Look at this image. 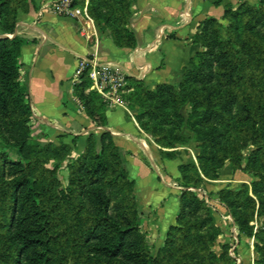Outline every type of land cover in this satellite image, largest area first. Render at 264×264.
I'll list each match as a JSON object with an SVG mask.
<instances>
[{"label": "trees", "instance_id": "trees-1", "mask_svg": "<svg viewBox=\"0 0 264 264\" xmlns=\"http://www.w3.org/2000/svg\"><path fill=\"white\" fill-rule=\"evenodd\" d=\"M240 1L237 8L225 5L227 25L216 17L199 24L194 41L204 49L183 68L180 84L142 89V97L156 99V103L136 112L135 117L159 145L173 148L182 140L176 134L185 123L181 105L190 104L187 125L201 144L203 172L205 159L221 165L230 158L234 169L258 178L252 183L256 198L249 194L237 197L242 190L221 191L222 196H236L230 203L246 208L237 222L241 232L252 236L251 218L255 212L264 216V0ZM131 3L89 0V12L100 32H108L118 47L137 45ZM29 5L30 0H0V30L11 35L0 37V140L18 154L15 159L5 154L0 160V189L10 204L7 214L0 212V236L4 227L8 233L0 242V264H228L226 254L218 257L211 250L214 236L198 232L207 221H189L204 207L203 200L190 190L180 194L176 224L168 228L163 245L154 254L139 221L135 180L127 167L129 152L116 145L110 131L90 133L77 156H73L77 137L73 145L43 142L41 134L36 137L40 139L31 138L30 89L20 81L21 49L29 40L15 34L18 12H26ZM134 81L137 88L143 87L142 82ZM90 84L82 76L74 93L95 124L105 126V103L96 92L87 91ZM126 102L132 109L142 105L133 95ZM169 107L176 121L168 130L174 138L167 141V133L152 132L145 118L165 120ZM249 144L254 149L243 166L242 151ZM160 152L169 159L176 157L175 151ZM65 161L66 183L60 179ZM188 168L200 177L194 163L179 165L184 177ZM244 187L248 189L246 184ZM114 195L118 197L115 203ZM260 232L264 234V229ZM260 232L255 236L262 242L257 247L264 255ZM191 233L198 243L196 249L187 242Z\"/></svg>", "mask_w": 264, "mask_h": 264}, {"label": "crops", "instance_id": "crops-1", "mask_svg": "<svg viewBox=\"0 0 264 264\" xmlns=\"http://www.w3.org/2000/svg\"><path fill=\"white\" fill-rule=\"evenodd\" d=\"M54 1L30 0L28 10L17 15L15 34L29 40L21 49L20 81L30 89L33 128L55 144L73 145L77 137L75 155L83 152L90 133L110 131L116 145L129 152L127 167L142 200L140 208L147 215L156 212L147 217V229L158 250L169 226L176 222L180 191L161 181L156 167L165 164L168 173L178 178L186 153L175 148L176 157L163 162L160 146L141 128L123 97L118 103L104 101L106 123L97 126L74 93V75L80 58L96 57L124 69L128 83L137 79L149 88L178 84L183 68L202 49L194 41L199 23L208 17L220 18L225 3L234 0H132L134 48L118 47L107 32L87 40L76 20L55 13ZM1 36L11 35L0 30ZM141 177L151 183L150 197L142 191Z\"/></svg>", "mask_w": 264, "mask_h": 264}, {"label": "rangeland", "instance_id": "rangeland-1", "mask_svg": "<svg viewBox=\"0 0 264 264\" xmlns=\"http://www.w3.org/2000/svg\"><path fill=\"white\" fill-rule=\"evenodd\" d=\"M84 2L85 0H80V3L82 5ZM240 2H241L240 0H234L233 3L230 1L228 3H225V5L232 4L234 8H237ZM249 2L251 4L255 3L253 0H249ZM225 5H224V12H225ZM88 10H89V2H88ZM224 12L222 16L218 19L223 24L227 25V20L224 18ZM91 17L93 16L91 15ZM95 24L98 29V35H99L100 30H99V27L96 21H95ZM197 31H198V27H197ZM201 48H202L201 50L204 49L203 47ZM189 65H190V61L188 65L185 67H189ZM139 81L142 82L143 84L142 88H137L136 82L133 80L128 83L125 89V91L127 90L128 91L126 93L123 92L124 94L122 93L121 95V97H123L125 100L126 98H129L131 95H133L134 98L139 99L141 101L142 103L141 106L134 105L132 109L135 114L136 112H139L141 109L148 108L152 104L156 103V99L152 100V99L143 98L142 89L146 88V89L152 90L158 84L153 88H149L148 86L145 85L143 81L141 80ZM167 84H171V83H167ZM179 84L180 82L178 84H171V85H174L177 87ZM95 97H96V102H100L99 99H97L98 96L95 95ZM101 99L104 102L102 97ZM171 107L168 108V115L166 116L165 120L157 119L155 117L145 118L147 127L152 132H156L157 134L167 133V141L174 138L173 135L169 134L168 132V130L174 127L175 121H176ZM190 110H191V106L188 102L186 103L184 102L181 105L180 113L182 114L185 120V123L182 127L176 130L177 136H180L182 140L176 143L175 147L173 148L162 147L156 141L155 142L160 146L159 152L160 150H164L167 153L172 154L173 151H175L176 153L175 148H177L178 151L185 152L186 154L182 159V162L184 163L182 164L194 163L198 167L200 177L196 176V173L192 168L191 169L188 168L184 171L186 177L183 176V173L180 172V170H179L180 176L178 178L174 177L173 175H170L167 171V169H170V168H168L165 164L161 165L159 163L160 166L156 167V169L160 170L161 175L159 179L161 181H165L166 183H168V185H170L173 189L180 191V194L183 191L190 190L192 192H195L199 196V198L203 200V203H204L203 209L200 211L197 217H192L189 219V221L194 223V220H196L197 218L205 219L207 221L205 226L201 228L200 230H198V232L214 236V240L212 241V244H211V250L218 257H220L222 254H226L225 256L227 260L229 261L228 264H264V255H262V253L258 250V247H257V246H261L262 242H260V240H258L255 236V234L256 233L258 234L261 229H264V216H259L257 212H255L254 216L251 218V221H250V225L254 227V234L252 236L246 235L245 233L241 232L240 227L237 222L238 216L240 217L242 213L244 214V212L247 211L246 208L239 207L237 203H230V201L236 198L234 194L225 193L224 196H222L221 194L222 190H231V191L242 190L237 197L244 198L245 195L249 194L250 196L256 198V196L254 195L252 191V183L258 178L255 177L252 173H249L241 169H237V168L234 169L230 158H226L225 161L221 165H218L213 160L205 159L204 162L206 164V169L204 173L200 167V160H199V156L201 153V149H200L201 144L200 142L195 140V133L187 125V120L190 114ZM30 124H31V138L40 139V138H36L40 134H39V131H36L35 127L33 128L32 120ZM217 126L220 128V130L221 129L224 130L223 126L218 125V124ZM201 129L205 131L206 127L203 126L201 127ZM153 139L155 140V137H153ZM41 141L47 142L48 140L45 138L44 135H41ZM227 143H228V140L224 139L223 144H227ZM253 149H254V146L252 144H249L242 151L243 152V161H242L243 166H245L248 163V159H247L248 154ZM216 151H219V150L216 149ZM5 154H7L8 157L14 158V159L18 157V154L15 148H9L5 146L3 143H1V140H0V157H1L0 160L4 158L3 155ZM73 156H77L75 155V151L73 152ZM160 156L163 162H165L164 159H169L168 158L169 155L166 156L165 154H161V152H160ZM66 164H67V161H65L62 164V167L60 169V179H62L64 183H66L68 179V169H67ZM178 169H179V166H178ZM140 183L142 185V191L145 194V196L150 197L151 196L150 194L151 183L148 180V178L141 177ZM245 184L248 186V189L244 187ZM136 196L138 198V216H139V221L141 224V229L146 234L148 241L152 245L154 254H157L158 250L161 247L158 250H156V245L149 235L150 229H147L150 226L148 219L151 217V212L153 216L155 215L156 212L151 211L150 215H147L146 213H144L142 209L140 208L142 200H140V197L137 194ZM113 197H114L113 202L114 203L117 202L118 197L115 195ZM9 208H10V204L8 203L7 199L4 196V191L0 189V212L7 214V211L9 210ZM178 213H179V209H178ZM148 216L149 218H147ZM174 224H176V222ZM7 234H8L7 228L4 227L2 230V235L0 236V242L5 240V238L8 236ZM260 236H264V234L260 232ZM187 242L192 249H196L198 247V243L196 242L195 236L193 233H191L190 238L188 239Z\"/></svg>", "mask_w": 264, "mask_h": 264}, {"label": "built area", "instance_id": "built-area-1", "mask_svg": "<svg viewBox=\"0 0 264 264\" xmlns=\"http://www.w3.org/2000/svg\"><path fill=\"white\" fill-rule=\"evenodd\" d=\"M89 0L83 5L80 0H55L53 9L56 14L76 20L79 24L80 34L90 40L98 37L95 20L88 10ZM86 75L91 81L87 91H94L100 95L107 104L120 102L121 95L128 85V73L109 63H104L96 57H82L74 75V85L82 76Z\"/></svg>", "mask_w": 264, "mask_h": 264}, {"label": "water", "instance_id": "water-1", "mask_svg": "<svg viewBox=\"0 0 264 264\" xmlns=\"http://www.w3.org/2000/svg\"><path fill=\"white\" fill-rule=\"evenodd\" d=\"M1 37H4V36H1Z\"/></svg>", "mask_w": 264, "mask_h": 264}]
</instances>
